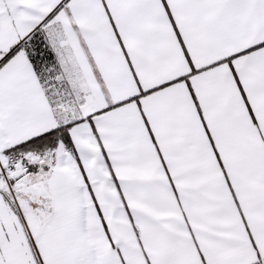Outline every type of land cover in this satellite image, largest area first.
Wrapping results in <instances>:
<instances>
[{
    "label": "snow or ice",
    "instance_id": "6c2138e0",
    "mask_svg": "<svg viewBox=\"0 0 264 264\" xmlns=\"http://www.w3.org/2000/svg\"><path fill=\"white\" fill-rule=\"evenodd\" d=\"M0 264H264V0H0Z\"/></svg>",
    "mask_w": 264,
    "mask_h": 264
}]
</instances>
